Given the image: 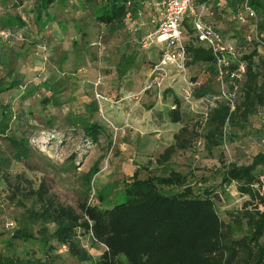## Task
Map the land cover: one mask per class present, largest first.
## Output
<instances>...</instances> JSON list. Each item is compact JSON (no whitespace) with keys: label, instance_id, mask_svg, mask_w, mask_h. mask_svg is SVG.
I'll use <instances>...</instances> for the list:
<instances>
[{"label":"trees","instance_id":"1","mask_svg":"<svg viewBox=\"0 0 264 264\" xmlns=\"http://www.w3.org/2000/svg\"><path fill=\"white\" fill-rule=\"evenodd\" d=\"M162 1L34 0L29 13L40 30L56 27L59 35L72 32L73 48L78 47L79 41L87 40L84 37H93L98 29L104 28L92 47L101 53L107 50L117 54L115 78L125 80L137 70H146V66L140 68L137 63L144 52L145 38L151 33L146 34L147 30L151 26L152 32L156 29L153 22L160 17ZM245 1L196 2L197 10L204 5L209 8L204 20L235 48L236 57L224 71L227 74L223 84L219 81L220 67L216 56L199 42L191 18L185 19L186 74L192 84L193 105L187 106L188 103L172 88L146 90V94L160 93L168 123L178 125L179 129L172 136V144L150 163L152 167H138L130 181H124L121 193H116L123 202L115 203L113 196L109 199L99 196V203L94 205L87 201L92 183L100 172L99 163L82 176L81 193L85 197L79 207L80 214L61 203L44 182L36 189L26 181L29 185L26 189L21 184L22 177L9 179V197L17 198L26 216L17 221L12 232L0 233V238L5 236L0 264H59L64 248L66 255L77 261H92V255L82 245L83 239L91 241L93 247L105 246L106 250L94 264H264V152L249 156L242 151L234 162L227 161L224 155L228 145L253 133L255 120L261 123L255 133L261 136L260 143L264 144V0H248L257 13V22L247 16L245 24H241L235 17L242 12ZM10 3L15 7V0H0L3 10L0 32L12 33L8 40L0 38L4 43L22 40L15 30L26 26L21 17L8 13ZM228 10L236 25L231 31L221 29L216 23L220 20L228 24L225 21ZM89 23H92L93 31L88 28ZM253 25L257 27L258 40L248 41V37H254ZM115 41L119 42L111 48ZM43 50L47 52L46 48ZM161 56V50L158 61L150 56L147 84L149 74ZM80 58L86 60L80 53L75 55L76 60ZM66 61L64 56L61 64ZM240 65H244L245 72L240 79L232 78ZM198 69L201 73H194ZM75 76L74 73L63 74L57 81L47 77L37 79L36 87L27 88V94L41 90L46 94L45 100L57 104L58 98L67 93L70 80L77 78ZM95 83L94 94L96 90L101 91L103 84L101 82L96 89ZM23 84L11 69L0 77V98L15 89L19 91ZM29 95L22 94L21 97ZM93 100L86 104V113L99 112L96 98ZM73 115L77 117L78 114L69 116ZM20 116L23 115L13 111L12 103L0 101V141L7 143L0 149L2 178H7L14 162L30 166L32 160L30 141L16 129H11L12 120ZM76 125L95 141L105 135L100 121H92V118L79 120ZM238 133L242 136L238 137ZM195 147L202 148L210 157L219 153L220 167L211 175L182 172L173 167L176 154ZM6 150L11 151V156ZM233 184L237 185L240 195L248 197V201L240 211L230 212L228 220H223L215 196L220 191L226 193L225 189Z\"/></svg>","mask_w":264,"mask_h":264},{"label":"rangeland","instance_id":"2","mask_svg":"<svg viewBox=\"0 0 264 264\" xmlns=\"http://www.w3.org/2000/svg\"><path fill=\"white\" fill-rule=\"evenodd\" d=\"M15 1V7L14 3H10L7 11L13 16L21 17L23 22L26 21V26L15 30L16 35L22 40L9 43L0 41V77H4L13 69L24 84L19 91L15 89L3 95L0 101L3 104L12 103L13 111L23 115L20 118L17 117V120H12L11 129H16L17 133L30 141L32 160L30 166L14 162L15 164L8 171L7 178L0 177V233L12 232L17 226V221L26 216L25 209L21 207V204L19 205L17 198L9 197L10 178L22 177L21 184L26 189L29 187L26 181H29L36 189L41 183H46L51 194L65 206L73 208L80 214L79 207L85 197L81 193L82 176L99 163L100 172L92 183L87 201L94 205L99 203V196L106 199L113 196L115 203H121L123 200L116 193H121L124 181H130L138 167H152L150 163H153L165 148L172 144V136L179 129L178 125L168 123L163 112L164 102L159 96L160 93H143L147 85V69L151 64L150 56L155 61H158L160 56L158 46L153 45L142 50L144 52H141L140 62L137 64L140 68L146 66V70H137L125 80H119L115 78L117 54H110L107 50L101 53L92 47L98 34L104 32V28L96 29L93 37H84L87 40L79 41L78 47L73 48L71 39L74 34L72 32L66 34L62 32V35H59L61 33L55 30L56 27L53 30H40L29 13L34 0ZM2 12L0 8V14ZM230 13V10L225 13L227 16L225 21H228V24L219 20V22L216 21L217 26L223 30L234 29L236 25L232 22ZM88 25V28L92 30V23ZM152 31L153 26L147 30L146 34ZM77 37L82 36L77 34ZM117 42L119 41L112 43L111 48ZM43 48H46L47 52ZM79 53L86 60L81 58L76 60L75 55ZM64 56L67 57V61L61 64ZM73 73L77 78L70 80L67 93L58 98L57 104H52L49 100L47 105H42L46 94L41 90L31 95L27 94V88L36 87L37 79L39 81L47 77L57 81L63 78V74ZM194 73L201 72L198 69ZM185 78L186 85L183 77L172 71L171 80L168 83L170 86L168 88L174 89L173 91L181 99H183L184 88L189 86L192 88L187 74ZM100 79L103 83L100 92L106 95L109 102L103 106L97 103L99 112L86 113V104L95 99L93 84ZM22 94L29 96L22 98ZM93 103H95L94 100ZM72 113H77V117L69 116ZM89 114L93 115L89 117ZM91 118L92 121H100L105 133L99 141L84 135L82 129L76 125L79 120L81 122ZM260 125V121H253L254 131L245 138L238 133L241 141L228 145V149L224 151L227 161H236L242 151L249 156L264 152V144L260 143L262 138L255 133V130L260 129ZM4 146L6 147L7 143L0 141V149H4ZM6 151L11 156V151ZM218 157L219 153L210 157L202 148L195 147L191 151L176 154L172 163L176 170L191 171L195 174L204 173L208 176L220 167ZM225 190L226 193L220 191L215 196V200L221 218L228 220L229 213L240 211L243 204L248 201V197L238 193L236 184ZM4 239L5 236L0 238V249L3 248ZM82 245L92 255V261H77L67 256V249L64 248L60 252L61 255L63 253V258L59 264H94V261H97L106 250L102 245L93 247L92 242L86 239H83Z\"/></svg>","mask_w":264,"mask_h":264},{"label":"built area","instance_id":"3","mask_svg":"<svg viewBox=\"0 0 264 264\" xmlns=\"http://www.w3.org/2000/svg\"><path fill=\"white\" fill-rule=\"evenodd\" d=\"M217 1L221 3L223 0ZM196 2L197 0H163L159 4L161 11L160 20H154L153 23L156 24V29L145 38L143 48L148 49L153 45L158 46L162 56L161 60L152 68L149 74L148 84L143 93L146 90L163 91L170 87L168 83L171 80L172 71L179 73L183 77V82L186 85L187 81L185 77L187 70L183 25L187 17H190L192 20L193 29L199 42L208 46L216 56L218 66L220 67L219 81L223 84V78L226 73L224 71L228 68L231 59H235L236 57L235 48L225 41L221 33L204 20V15L209 12V8L204 5L200 10H197ZM247 16L255 21L257 19V13L251 8L248 0L245 1L242 12L237 14L235 19L241 24H245ZM253 26L251 32L254 37H248V41H251V39L258 40L257 27L256 25ZM11 36L12 33L10 31L0 32V38L3 40H8ZM244 72V65H240L237 74H233L232 78L240 79ZM100 85L101 81L98 80L94 86L98 89ZM191 90V86L183 90V99L189 105H193ZM224 96L226 95L224 94ZM95 98L100 106L109 102L108 98L98 90L95 92ZM192 110H194V107ZM111 126L116 130L114 125L111 124Z\"/></svg>","mask_w":264,"mask_h":264},{"label":"water","instance_id":"4","mask_svg":"<svg viewBox=\"0 0 264 264\" xmlns=\"http://www.w3.org/2000/svg\"><path fill=\"white\" fill-rule=\"evenodd\" d=\"M48 102H49V99H46L43 103H42V105H47L48 104Z\"/></svg>","mask_w":264,"mask_h":264}]
</instances>
